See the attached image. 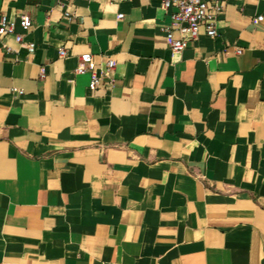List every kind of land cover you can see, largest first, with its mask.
I'll use <instances>...</instances> for the list:
<instances>
[{
  "label": "crops",
  "instance_id": "1",
  "mask_svg": "<svg viewBox=\"0 0 264 264\" xmlns=\"http://www.w3.org/2000/svg\"><path fill=\"white\" fill-rule=\"evenodd\" d=\"M207 1L172 53L156 0H0V264H264V0Z\"/></svg>",
  "mask_w": 264,
  "mask_h": 264
},
{
  "label": "built area",
  "instance_id": "2",
  "mask_svg": "<svg viewBox=\"0 0 264 264\" xmlns=\"http://www.w3.org/2000/svg\"><path fill=\"white\" fill-rule=\"evenodd\" d=\"M63 0H59L62 3ZM159 2L163 13H169L170 22L163 27L162 31L165 35L167 45L172 53H180L189 42L197 39L200 28H204L207 37L213 38L216 35L215 23L217 17L222 12V6L217 3H210L207 0H156ZM66 20H71L72 15L65 13ZM122 15H118L117 19H121ZM262 21V17H257L254 22ZM18 24L23 31H27L30 27V18L27 14H22L18 18ZM15 22L9 20L5 16H0V39L6 35H12L16 44L23 46L28 53L34 52V44L31 42L24 43L23 35L14 33ZM178 33V38L173 37V33ZM7 53L12 50L4 46ZM236 54H240L237 50ZM59 56L65 57L64 49L59 50ZM115 68V63L111 59L104 61L97 73L93 65V57L90 54H83L77 57V65L74 69L76 76L89 74L88 88L95 90L99 87L101 81L106 79L109 85L113 84L110 74ZM43 76V71H41ZM12 92L21 95L22 92L17 89H11Z\"/></svg>",
  "mask_w": 264,
  "mask_h": 264
}]
</instances>
